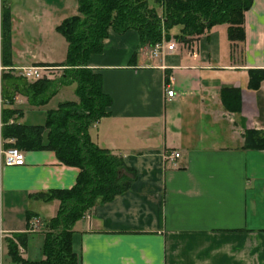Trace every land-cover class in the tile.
<instances>
[{"label": "crops", "instance_id": "crops-1", "mask_svg": "<svg viewBox=\"0 0 264 264\" xmlns=\"http://www.w3.org/2000/svg\"><path fill=\"white\" fill-rule=\"evenodd\" d=\"M57 3L0 0V146L14 141L3 136L5 123L43 124L47 108L78 99L70 81L34 104L19 70L64 66L67 40L55 27L77 1ZM242 26L236 39L226 23L170 37L173 47L155 56L136 30L110 31L89 55L110 101L87 131L120 157L130 181L72 223L76 264H264V148L243 146L245 128L264 130V78L253 88L247 72L264 68V0L250 1ZM63 86H72L70 99ZM17 147L23 163L0 164L1 264L13 261L9 240L23 258L43 257L44 224L59 205L46 192L73 186L79 172L52 149ZM172 151L178 155L165 157Z\"/></svg>", "mask_w": 264, "mask_h": 264}, {"label": "trees", "instance_id": "trees-1", "mask_svg": "<svg viewBox=\"0 0 264 264\" xmlns=\"http://www.w3.org/2000/svg\"><path fill=\"white\" fill-rule=\"evenodd\" d=\"M76 1L77 12L62 18L55 27L67 40L62 65L68 69L61 71L57 81L38 77L23 81V85L30 102L40 104L52 94L56 83L74 81L78 99L62 100L55 107L47 108L43 124L9 122L3 127V136L14 138L11 144L52 149L61 162L79 168L73 186L46 192V195H56L59 205L56 214L44 224L47 229L43 257L25 259L9 240L8 253L15 264H76L77 257L70 246L72 223L86 208L96 201L111 199L130 181L120 175L123 166L120 157L92 141L87 131L92 122L106 113L110 101L109 95L102 90L98 72L87 66L89 55L101 51L107 27L118 33L132 28L137 31L139 41L149 45L170 37L187 40L215 23H226L230 39L242 38L243 11L251 0ZM4 20H8L7 12ZM247 72L248 85L253 88L264 78V68H247ZM44 129L46 143L41 144ZM243 146L264 148V130L245 128ZM29 216L27 211L26 219Z\"/></svg>", "mask_w": 264, "mask_h": 264}, {"label": "built area", "instance_id": "built-area-1", "mask_svg": "<svg viewBox=\"0 0 264 264\" xmlns=\"http://www.w3.org/2000/svg\"><path fill=\"white\" fill-rule=\"evenodd\" d=\"M173 47V42L170 40L161 39L159 41L154 42L151 45L150 54L151 56H155L158 53H161L164 48L170 49ZM57 66H53L50 64H27L22 65L19 67L20 73L22 76L28 78V79H35L38 77H41L42 75H49L50 69ZM1 68V65H0ZM165 93L167 96H171L172 89L166 88ZM12 140V139H11ZM177 151L169 152L168 154H165V157L171 158L172 156H177ZM24 155L23 151L13 145L9 144L7 146H0V164H21L23 163ZM2 233L0 230V250H1V237ZM1 251H0V264H1Z\"/></svg>", "mask_w": 264, "mask_h": 264}, {"label": "rangeland", "instance_id": "rangeland-1", "mask_svg": "<svg viewBox=\"0 0 264 264\" xmlns=\"http://www.w3.org/2000/svg\"><path fill=\"white\" fill-rule=\"evenodd\" d=\"M59 0H51V3L53 6H55L54 8L56 9L57 7L59 8V5H58V2ZM175 30V27L174 28H171V31H174ZM110 31H113L111 27H107V32L109 33ZM118 33V32H117ZM121 33V32H120ZM138 34V33H137ZM68 66H61V67H54V68H51L50 69V78H56V76L59 75V73L65 69H68L66 68ZM28 81V79H27ZM22 84V83H21ZM57 85V83H56ZM61 89V93H62V96L61 97H64L66 99H70L71 98V93H73L72 91V86H63L60 88ZM4 264V263H3ZM7 264H15L13 261H9Z\"/></svg>", "mask_w": 264, "mask_h": 264}]
</instances>
